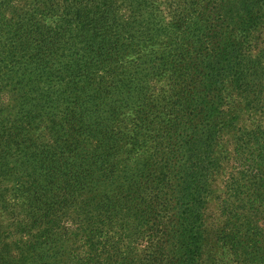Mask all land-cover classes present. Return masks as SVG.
Segmentation results:
<instances>
[{
	"label": "trees",
	"instance_id": "16d2710c",
	"mask_svg": "<svg viewBox=\"0 0 264 264\" xmlns=\"http://www.w3.org/2000/svg\"><path fill=\"white\" fill-rule=\"evenodd\" d=\"M0 2V264H67L79 243L73 264H205L213 147L229 131L249 167L232 196L254 215L233 241L264 264V123L240 125L243 104L264 117V0Z\"/></svg>",
	"mask_w": 264,
	"mask_h": 264
},
{
	"label": "rangeland",
	"instance_id": "374dc122",
	"mask_svg": "<svg viewBox=\"0 0 264 264\" xmlns=\"http://www.w3.org/2000/svg\"><path fill=\"white\" fill-rule=\"evenodd\" d=\"M0 4H2V6H5V2H0ZM114 41L115 44H111L109 46V52L114 53V56L109 60L111 70L108 73V77L110 80L114 78L115 80L121 82V71L119 72L116 67V65L120 66L121 63V60L118 61L117 59L118 54H120V43L116 38L114 39ZM116 97L121 100V95L119 93L115 95V98ZM120 104L121 102H119V105ZM240 108L241 127H254L255 123L259 120L264 123V117L259 116L258 113H255L254 110L249 109V107L245 104L241 105ZM119 110L120 116H115V118L120 117L119 119H121V108ZM167 113L168 111H165L162 115L161 113H159V116H157L156 118L153 117V120L155 123H157V125L155 131H150L151 133H153V137L150 138V142L148 144H142L143 148L141 150V158L143 160L148 159V153L155 152L158 156L160 152L157 146L159 137L158 132L163 128L162 122H165L166 124L170 121L167 120L168 118H170L169 115H166ZM113 124L114 129L109 127V135L114 133L113 137H115V139L116 137L120 138L121 128H119V126H121V120H117ZM111 130H113V132H111ZM234 135L235 134L232 131L224 133L222 135L220 145L218 144L217 138V143L215 141V146L213 147V156L217 161V165H215V168L213 169V192H211V195L208 199V204L206 205L203 215L205 230L204 232L206 236L204 247L205 264H243L247 260V257L242 254L241 249L239 250V245H237L233 241V237L237 234L238 229H241L242 232H247V227L245 226V224L248 223L247 218L249 216H254L252 214L253 203L248 201L249 197H247L246 199V210L239 211V209L243 207V205L236 199H233L231 192L232 189H234L235 183L243 182V178H240L243 177L247 171H249V167L246 166V156L235 153V146H233ZM141 136V139L145 137L144 135ZM119 146H121V142H113V144L111 142V144L108 143L107 147L108 149H116ZM111 152V155L115 154L114 151ZM219 157L221 158V161L219 160ZM113 164L116 167H120L119 170L121 171L124 165V162H122V157L121 159H115V161H113ZM261 169L264 168L261 167ZM261 204L262 202L259 203L258 206V204L255 203L256 207L258 208V212L255 214V216L264 217V206H262ZM60 214L63 215L64 220L68 222V225H70L71 228L75 226V206L60 211ZM262 226H264V222ZM110 233H112V231H110ZM262 244H264V240H262ZM73 248L74 249L69 250L71 253H68L66 257H63V262H66L67 264H73L74 257L77 252L87 249L85 245L83 246L80 243L76 246H73Z\"/></svg>",
	"mask_w": 264,
	"mask_h": 264
}]
</instances>
